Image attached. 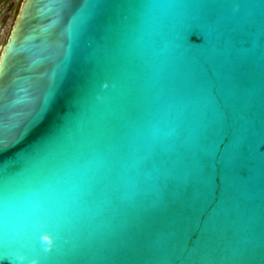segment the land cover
Wrapping results in <instances>:
<instances>
[{
	"label": "water",
	"instance_id": "1",
	"mask_svg": "<svg viewBox=\"0 0 264 264\" xmlns=\"http://www.w3.org/2000/svg\"><path fill=\"white\" fill-rule=\"evenodd\" d=\"M0 264H264V0H22Z\"/></svg>",
	"mask_w": 264,
	"mask_h": 264
},
{
	"label": "flooded vegetation",
	"instance_id": "2",
	"mask_svg": "<svg viewBox=\"0 0 264 264\" xmlns=\"http://www.w3.org/2000/svg\"><path fill=\"white\" fill-rule=\"evenodd\" d=\"M22 0H0V54L8 39Z\"/></svg>",
	"mask_w": 264,
	"mask_h": 264
},
{
	"label": "clouds",
	"instance_id": "3",
	"mask_svg": "<svg viewBox=\"0 0 264 264\" xmlns=\"http://www.w3.org/2000/svg\"><path fill=\"white\" fill-rule=\"evenodd\" d=\"M47 239V238H46Z\"/></svg>",
	"mask_w": 264,
	"mask_h": 264
}]
</instances>
